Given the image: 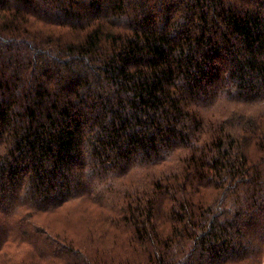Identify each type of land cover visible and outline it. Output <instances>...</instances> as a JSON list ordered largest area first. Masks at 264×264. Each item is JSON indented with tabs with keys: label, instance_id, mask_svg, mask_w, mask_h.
<instances>
[{
	"label": "trees",
	"instance_id": "16d2710c",
	"mask_svg": "<svg viewBox=\"0 0 264 264\" xmlns=\"http://www.w3.org/2000/svg\"><path fill=\"white\" fill-rule=\"evenodd\" d=\"M0 264H264V0H0Z\"/></svg>",
	"mask_w": 264,
	"mask_h": 264
},
{
	"label": "rangeland",
	"instance_id": "374dc122",
	"mask_svg": "<svg viewBox=\"0 0 264 264\" xmlns=\"http://www.w3.org/2000/svg\"><path fill=\"white\" fill-rule=\"evenodd\" d=\"M172 162L177 163L178 158L175 157L174 161ZM145 165H147L145 161L141 163L139 161L134 162L132 160L130 161L119 160V164L111 166L109 170V176H110L109 183L112 182L113 188H130V189L136 188V182L141 184L143 182L148 181V176L146 174L147 169L143 168L145 167ZM87 183L86 184L82 183L81 185H78V188H90ZM105 187L106 186L104 184V188ZM52 214H56V213H52ZM48 217L50 218L49 220H52L53 223L57 225V227L54 226L55 228H59L60 224H62L60 223V219L62 218L61 216L54 217L50 214L48 215Z\"/></svg>",
	"mask_w": 264,
	"mask_h": 264
}]
</instances>
